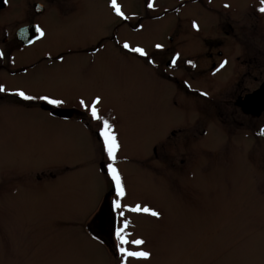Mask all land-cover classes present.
<instances>
[{
    "label": "rangeland",
    "instance_id": "obj_1",
    "mask_svg": "<svg viewBox=\"0 0 264 264\" xmlns=\"http://www.w3.org/2000/svg\"><path fill=\"white\" fill-rule=\"evenodd\" d=\"M27 1L30 7L35 1L45 4L41 26L46 36L16 54L17 60L26 54L22 62L38 61L44 51L56 54L86 36L94 45L107 39L92 63L72 56L6 79L27 93L63 99L58 107L81 111L95 132L91 137L82 120L24 110L30 104L22 100L0 104V264H115L111 252L85 230L110 187L99 166L97 122L79 104L98 95L101 114L121 143L116 166L125 182L124 203L162 213L157 219L125 210L130 238L145 240L132 250L151 253L129 264H264V146L246 151V143L237 149L228 144L241 139L247 126L264 124V110L251 118L234 105L240 93L264 80L259 0H118L128 16L124 25L113 18L110 0H88L87 27L70 16L83 9L77 0ZM78 1L86 6L87 0ZM148 2L154 7L147 8ZM17 4L12 0L11 11H0V20H29L32 7L23 16ZM217 23L227 25L229 37L217 32ZM113 35L144 47L155 62L167 61L172 51L179 57L204 52L202 38L217 35L231 46L234 60L217 75L219 81L224 75L225 83L215 86L212 101L190 90L206 86V68L218 61L216 55L212 60L200 55L203 69L187 72L188 90L179 76L183 71L165 64L163 73L136 53L117 51ZM173 72L177 78L167 77Z\"/></svg>",
    "mask_w": 264,
    "mask_h": 264
},
{
    "label": "flooded vegetation",
    "instance_id": "obj_2",
    "mask_svg": "<svg viewBox=\"0 0 264 264\" xmlns=\"http://www.w3.org/2000/svg\"><path fill=\"white\" fill-rule=\"evenodd\" d=\"M17 2H19V4H17V6L19 7L20 12L23 13L22 14L23 16L27 10L29 11V13H31V7H32L33 14L31 16H29V20H26L25 22L18 23V24H14L13 19L9 20V21H11L10 23H9V21L0 20V28L2 29L1 30L2 31V37L0 38V51H3L5 53L4 58L0 59V84H3L8 89V93L14 92L18 88H13V85H11L10 83L8 85L6 82V79H13L19 75H25L28 72H31L35 69H38L40 67V65L43 63L44 64L45 63L52 64V63L61 61V59H60L61 56L63 57V59L71 58L72 56L73 57H83L85 60L92 63L93 55L95 53L99 52L98 50H100L103 47V45L107 39V38H103V39L99 40L96 45H94L93 42H91L92 39H88L86 36L85 38H82V40L74 42V43H79V44H77L75 46L66 47L62 51H60L56 54L52 53L51 51H44L43 54L39 55L40 59L38 61H35L33 59V60H29L27 62H22V60L24 58H27L26 54L19 55V58H18L19 60H17L16 54H18L20 52L24 53V51L27 48L34 45V43H31V41L36 40L35 26L37 24H39L41 26V18L43 15H45V13L47 11L45 4L42 3L41 1L33 2L31 7L29 6V2L27 0H17ZM77 2L79 3V6L83 7L84 11H86L85 12L86 14L84 13L85 16L82 17L83 9H81V10H79L80 13H76L75 15L70 14V16L76 18V20H78V23L81 26L87 27L86 17H88V11L90 9L88 7V0H87L85 7H84V3H80L78 0H77ZM11 3H12V0H8L7 3L4 2L3 6L0 7V11H5V10L11 11V9H12ZM37 4L41 6L40 10H37L38 9V7L36 6ZM106 4H107V7L110 8L113 18L115 17L117 19H120L123 23V24L122 23H120V24L124 25L126 20H122L120 17L116 16L114 10L110 7V3L107 2ZM209 9L214 10V8H210V7H209ZM23 16H22V18H23ZM79 17H82V18L80 19ZM257 21H261V18L259 16H257ZM219 24L220 23L216 24L217 26H219L217 32L220 33L223 37H225V36L229 37L228 33L224 30V26H227V25H222V23L220 25ZM263 27H264V25H263ZM134 31H136V30H134ZM27 34L28 35L33 34V36L30 39H28V37H26ZM208 39H215V40L213 43H209ZM202 40H203L202 44H203L204 48H201L200 50L201 51L204 50V52L202 51L199 53V52L194 51V52H192V53H194V55H192V56L190 55L191 52L180 53V58L177 60V63L175 65L176 67L171 65V63L169 64V62H168V60H172L176 56V54L178 53L176 51H172L170 53L167 61H163V58L162 59L160 58L155 62L154 65H158V66H156V69L158 67H160L161 71L163 73H164L163 66L165 64L168 67H170L171 70L174 69V71L175 70L179 71V69H180L181 71H183L185 73V75L181 74L179 76L182 77L181 81H182L184 87L189 90V87L187 85H191V83H190V78L188 77L187 72L189 73L191 70H194V69L197 70V68L203 69L200 67V63H199L200 62V59H199L200 55H201V57H204L208 60H212V57H214L216 55V57L219 58L218 61H216V62L211 61L210 67L208 66L206 68L207 69L206 70L207 71V73H206L207 74L206 86L202 87L200 89L194 88V89L190 90V91L196 93L198 97H201L203 99H207L210 97V95H212L214 93V88L216 85L217 86L220 85L222 80H223V84L225 83L224 82L225 81L224 75H223V78L220 79V81H219V79L217 80V75L220 74V76H221L223 74V73L221 74V72L228 68L229 63L226 65V67L224 69H221L219 72H217L215 75H213V72H215V69L218 67L219 63L222 62L224 59H227L228 62L231 61L230 65H232L234 59L232 56L233 52L231 50H229L231 48V46L229 47V44L227 42L223 41V39L217 38V35L215 38L210 37V36L203 37ZM110 41L113 42L117 51L128 52V50L123 48V43L125 42V40L124 41L117 40V38L113 35L112 38L110 39ZM206 47H209L207 51H206ZM212 47H216V48L213 50ZM227 48H229V49H227ZM198 51H199V49H198ZM187 53H188V55H187ZM140 58H141V60H144L143 61L144 63L149 64L147 59H145V58L142 59V57H140ZM20 59H22V60H20ZM150 59L153 60V58H150ZM188 60H192L193 63L196 65V67H192L190 64H188L187 63ZM87 61H86V63L88 64ZM252 62L253 61H250V63L248 64V67L251 66ZM184 63H187L188 66L185 67ZM150 65L154 66L153 64H150ZM206 71H204V72H206ZM247 72L249 73L250 71H247ZM87 75L88 74H86L85 76H87ZM169 76L172 78L178 77V75H176L174 72L171 75H167V77H169ZM215 79L217 80L216 82H214ZM185 81H187V85L185 84ZM263 82H264V80L260 84H262ZM254 90L244 91V92L240 93L234 101V105L238 108L240 113L245 117L253 118V117H259L260 116V115L255 116L252 113L244 112V110L242 108V100L248 94H251ZM204 91L209 93L208 97H203V96L199 95V92H204ZM28 94L34 95V96H42V95L37 94L34 91L28 92ZM189 96H191V95L190 94L187 95V97H189ZM4 99H7V100H4ZM12 99H15L17 101L18 100L21 101V99L19 97H16V96H13L10 94L0 93V101H2L0 104H2V105L5 104L6 106L9 107V101H13ZM210 100L214 101V98H212V96H211ZM22 102L24 104H30L29 106H26V107H28L27 109L25 107H22L24 110L37 109V111L46 113L50 117L57 119V120H59V119L60 120H62V119L75 120L76 119L78 121L82 120V122H84L83 124L86 127V129L91 133V137H92V133L95 132L93 126H90V124L87 123V120H84V118H83L84 116L82 115L81 111H79L77 109L59 108L57 106L47 104V103H45V101H42V100H34V101L22 100ZM15 106L21 107L19 105V103L15 104ZM243 126H246V125H243ZM247 127L249 130L245 131V134H243V137L241 139L236 138V140L230 141L228 144L232 145L235 149H237L240 144L245 145V143H246L247 146L243 147V150H246V151L247 150L250 151L251 149H253L254 144L255 145L260 144V146L263 147L264 146V136L259 135V132L262 129H264V124L263 123L261 125L259 124L256 127L255 126L254 127L253 126H247ZM252 137L256 140V143L251 142ZM185 143H187V142H185ZM185 143H183V145H182L183 148H184V146H186V148H187L188 143L187 144H185ZM155 151H156V147H155ZM99 153L101 154V150H99ZM176 153H178V152H176ZM181 154H182V152H181ZM99 166H100L101 172L104 173V176H106L105 171L102 170L103 162H101L99 164ZM263 169H264V166H263ZM50 180L56 181L55 177L53 179L51 178ZM108 193H109V197H108V200H109L110 195H111L110 187H108L107 191L104 193V195H102L103 198H101V202H100L101 204H100V206H98V210L95 212L93 217L91 219H89V221L86 222L85 230H86V234L89 237V239H91L94 243L97 242V243L102 244L108 251L111 252V254H110V256H112L111 263L115 262V264H119V254L115 248V244H116L115 238L112 235L110 228H108L104 223H102V221L99 217V211H100L101 207L103 206L104 198H105L106 194H108ZM129 226H130V222H129ZM93 237H95V239Z\"/></svg>",
    "mask_w": 264,
    "mask_h": 264
},
{
    "label": "snow or ice",
    "instance_id": "obj_3",
    "mask_svg": "<svg viewBox=\"0 0 264 264\" xmlns=\"http://www.w3.org/2000/svg\"><path fill=\"white\" fill-rule=\"evenodd\" d=\"M5 3L8 0H4ZM211 0H209V3ZM260 7L257 11L260 14H264V0H259ZM110 7L114 10L116 16L120 17L122 20H127L128 16L125 15V12L122 9V5L118 3V0H110ZM154 7V2H148L147 8L151 9ZM229 4H224V8H229ZM192 26L199 31V25L193 22ZM140 27H143L142 25ZM36 40H42L46 36L45 30L37 24L35 26ZM36 40L31 41V43H35ZM154 47L157 50H163L164 45L161 43H156ZM123 48L128 50L129 52L136 53L140 57H144L147 59L149 64H155V61L149 58V52L145 50L142 46H133L129 44L127 41L123 43ZM5 53L0 51V59H3ZM179 54L171 60V65L175 66L177 60L179 59ZM63 60V57H60ZM14 62V61H13ZM192 67H196L192 60L187 61ZM228 60L224 59L219 63L218 67L213 72L215 75L221 69H224L228 64ZM187 85V81H185ZM191 88V85H187ZM0 93L10 94L16 97H19L24 101H34V100H42L47 104L53 106H60L65 103L63 99L53 98L49 95L42 96H34L30 95L24 90L17 89L14 92L8 93V89L0 84ZM200 96L208 97L209 93L199 92ZM101 97L98 95L91 102H86L84 99H80L79 104L83 107L89 114L90 118L93 121L97 122V136L101 143V159L103 160L102 170L105 171L106 176L108 177V181L110 184V199L107 205V208L101 207L99 211V217L108 228H110L112 235L115 238L116 244L115 248L119 254V264H129L131 260H147L150 258L151 253L144 250H132L131 246H135L136 248H141L145 244V240L143 238H130L131 233L127 231L129 222L125 217V210L129 212H137V213H146L152 217L159 219L162 215L160 211L154 210L148 206H142L140 204H136L135 206H129L124 203L125 197L127 195L125 182L121 175L119 168L116 166L117 161V153L121 149V143L118 139L117 133L114 130V126L109 122L108 119H105L101 114L99 105L101 104ZM259 135L264 136V129L259 132ZM95 239V237H93Z\"/></svg>",
    "mask_w": 264,
    "mask_h": 264
},
{
    "label": "water",
    "instance_id": "obj_4",
    "mask_svg": "<svg viewBox=\"0 0 264 264\" xmlns=\"http://www.w3.org/2000/svg\"><path fill=\"white\" fill-rule=\"evenodd\" d=\"M4 0H0V7L3 6ZM38 7L37 10H40L41 6L36 5ZM32 33V32H31ZM33 36L31 35H26L28 39H30ZM242 108L244 112L247 113H252L254 115H258L261 111L264 110V82L259 86L258 89L254 90L251 94H248L243 100H242ZM108 197L109 193L106 194L103 202L104 208H107L108 205Z\"/></svg>",
    "mask_w": 264,
    "mask_h": 264
}]
</instances>
